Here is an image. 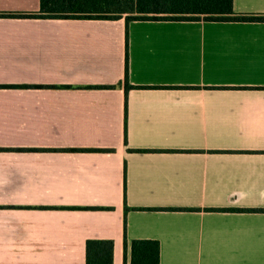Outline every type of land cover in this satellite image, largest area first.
<instances>
[{"label": "crops", "instance_id": "obj_1", "mask_svg": "<svg viewBox=\"0 0 264 264\" xmlns=\"http://www.w3.org/2000/svg\"><path fill=\"white\" fill-rule=\"evenodd\" d=\"M124 55L123 16H0V264H264V21L130 20L127 91Z\"/></svg>", "mask_w": 264, "mask_h": 264}, {"label": "trees", "instance_id": "obj_2", "mask_svg": "<svg viewBox=\"0 0 264 264\" xmlns=\"http://www.w3.org/2000/svg\"><path fill=\"white\" fill-rule=\"evenodd\" d=\"M23 17H75L125 20L124 87L125 91L134 85L127 77V25L130 20H241L264 21L260 15H238L234 12L232 0H39L37 11L0 12V16ZM127 207V206H126ZM161 209H198L187 207H156ZM210 210L224 208L208 207ZM243 211H264V207L239 208ZM112 239H87L85 243V264H112ZM123 264H159V244L154 239H132L130 257Z\"/></svg>", "mask_w": 264, "mask_h": 264}]
</instances>
